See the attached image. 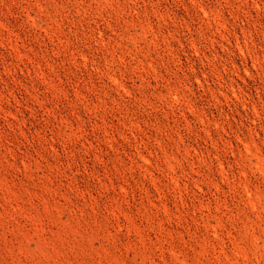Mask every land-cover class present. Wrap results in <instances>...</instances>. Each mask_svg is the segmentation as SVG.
<instances>
[{
  "label": "rangeland",
  "instance_id": "obj_1",
  "mask_svg": "<svg viewBox=\"0 0 264 264\" xmlns=\"http://www.w3.org/2000/svg\"><path fill=\"white\" fill-rule=\"evenodd\" d=\"M0 264H264V0H0Z\"/></svg>",
  "mask_w": 264,
  "mask_h": 264
}]
</instances>
